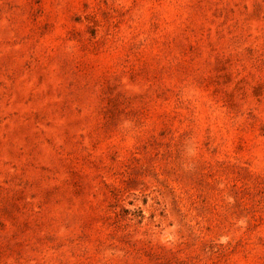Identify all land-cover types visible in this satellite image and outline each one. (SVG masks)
Wrapping results in <instances>:
<instances>
[{
  "label": "rangeland",
  "instance_id": "obj_1",
  "mask_svg": "<svg viewBox=\"0 0 264 264\" xmlns=\"http://www.w3.org/2000/svg\"><path fill=\"white\" fill-rule=\"evenodd\" d=\"M0 264H264V0H0Z\"/></svg>",
  "mask_w": 264,
  "mask_h": 264
}]
</instances>
